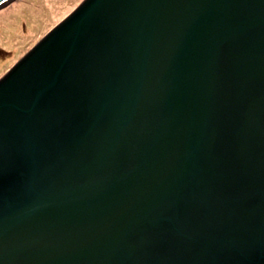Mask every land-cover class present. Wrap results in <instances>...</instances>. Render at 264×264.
Here are the masks:
<instances>
[{
    "label": "water",
    "instance_id": "1",
    "mask_svg": "<svg viewBox=\"0 0 264 264\" xmlns=\"http://www.w3.org/2000/svg\"><path fill=\"white\" fill-rule=\"evenodd\" d=\"M0 264H264V0H82L33 44Z\"/></svg>",
    "mask_w": 264,
    "mask_h": 264
},
{
    "label": "rangeland",
    "instance_id": "2",
    "mask_svg": "<svg viewBox=\"0 0 264 264\" xmlns=\"http://www.w3.org/2000/svg\"><path fill=\"white\" fill-rule=\"evenodd\" d=\"M82 0H11L0 8V77Z\"/></svg>",
    "mask_w": 264,
    "mask_h": 264
}]
</instances>
